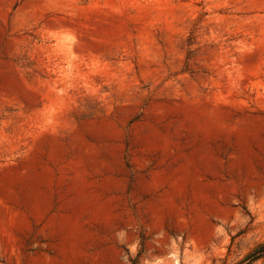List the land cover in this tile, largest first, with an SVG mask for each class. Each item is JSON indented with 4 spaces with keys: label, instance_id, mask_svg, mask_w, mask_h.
<instances>
[{
    "label": "rangeland",
    "instance_id": "rangeland-1",
    "mask_svg": "<svg viewBox=\"0 0 264 264\" xmlns=\"http://www.w3.org/2000/svg\"><path fill=\"white\" fill-rule=\"evenodd\" d=\"M263 244L264 0H0V264Z\"/></svg>",
    "mask_w": 264,
    "mask_h": 264
},
{
    "label": "trees",
    "instance_id": "trees-1",
    "mask_svg": "<svg viewBox=\"0 0 264 264\" xmlns=\"http://www.w3.org/2000/svg\"><path fill=\"white\" fill-rule=\"evenodd\" d=\"M264 255V244L260 245L256 250L247 255L240 263L238 264H251L252 262L259 259Z\"/></svg>",
    "mask_w": 264,
    "mask_h": 264
}]
</instances>
